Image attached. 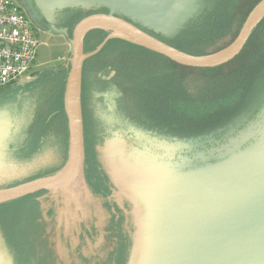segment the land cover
Returning a JSON list of instances; mask_svg holds the SVG:
<instances>
[{
  "label": "water",
  "instance_id": "water-1",
  "mask_svg": "<svg viewBox=\"0 0 264 264\" xmlns=\"http://www.w3.org/2000/svg\"><path fill=\"white\" fill-rule=\"evenodd\" d=\"M23 2L36 27H49L53 33L65 32L71 44L65 64L70 68L64 96L69 147L67 161L56 175L5 187L29 175L5 179L7 162L15 157L10 143L18 129L19 111L17 107L0 105V205L45 190L67 189L81 175L85 161L83 67L108 41L123 39L178 65L212 69L235 60L264 20V0H261L229 45L206 56H192L156 35L177 36L211 8L212 0ZM98 8L109 12L81 20L72 38L59 26L69 12ZM96 29L111 34L95 51L85 54V37ZM230 129L237 131L232 134L234 137L231 131L227 133ZM111 132V138L103 147L98 145L96 151L113 184L111 197L118 195L136 204L145 219L144 241L135 264H264V99L227 127L203 137L178 139L136 127ZM219 136L228 141H211ZM130 140L135 141L134 146L129 144ZM206 141L211 143L206 145ZM2 238L4 249L0 250V264H15ZM131 239L127 264H131L136 247L135 237Z\"/></svg>",
  "mask_w": 264,
  "mask_h": 264
},
{
  "label": "trees",
  "instance_id": "trees-1",
  "mask_svg": "<svg viewBox=\"0 0 264 264\" xmlns=\"http://www.w3.org/2000/svg\"><path fill=\"white\" fill-rule=\"evenodd\" d=\"M260 1L212 0L211 8L177 36L156 37L192 56L212 54L236 38L250 11ZM108 12L106 8L69 12L64 15L59 26L66 29L72 38V32L81 20L93 14ZM110 34V31L102 29L89 32L84 40L85 54L95 51ZM69 68V65H60L43 70L35 74L30 82L18 84L25 90L27 88L34 105L28 130L30 135L25 145L18 147L19 156L31 158L43 144H48L57 160L54 158L52 168H40L29 177L5 187L52 177L64 167L69 147L68 120L64 108ZM101 92L113 94L118 112L132 126L178 139L210 135L227 127L264 99V20L254 30L241 54L232 62L217 68L184 67L119 38L108 41L98 54L85 62L82 117L87 161L84 166L91 165L92 168H82L81 175L85 173L86 176L88 171L87 182L95 189L96 196L109 199L112 190L107 187V182L110 181L107 176H103L96 151V145L104 132L96 114L97 94ZM50 193L45 190L24 197L27 199L21 207L24 215L19 217L17 223H12L7 215L0 214V230L15 264H56V255L49 247L51 233L47 232L48 227H53L56 222L57 237L62 242H71L72 236L66 234L64 223L59 226L56 216L64 206L51 201V197L47 196ZM44 204H47L46 209ZM109 204L108 207L115 210L116 218L107 221L105 240L110 243L113 237L116 248L106 253L104 258L95 257L99 261L103 259L100 263L94 262V257L87 256L82 259V264H127L131 239L124 231L123 212ZM119 213H122L121 219H118ZM23 218L28 221L27 224ZM85 238L92 242L96 237L90 238L86 234ZM78 252L74 254L79 262Z\"/></svg>",
  "mask_w": 264,
  "mask_h": 264
},
{
  "label": "rangeland",
  "instance_id": "rangeland-1",
  "mask_svg": "<svg viewBox=\"0 0 264 264\" xmlns=\"http://www.w3.org/2000/svg\"><path fill=\"white\" fill-rule=\"evenodd\" d=\"M23 1L21 0L20 5L26 10V4ZM37 34L41 45L38 49L36 61L29 72V78H27V80L35 77V74H37L38 72L47 69H53L60 65H63L66 62V60L69 58L68 54L71 45H70V41L68 40L67 33L58 32V31H56V33H53L49 27L46 28L44 26H39ZM114 100L115 99L113 97V94L112 95L107 94L100 106L101 117L103 119V122L105 120L107 123L104 124L105 125L107 124L109 127H113L117 123L116 120L110 119L111 116H114L113 115V110L115 107ZM18 115H19L18 129L11 140L10 143L11 148L17 146L25 138L24 128L28 120L27 119L28 113L26 110H23ZM229 132L231 133V137H234L232 136L233 133L237 134V131H234L233 129H230L227 133ZM112 133L113 132L110 133V136L112 135ZM224 136L213 138L211 141L225 143L228 140L225 138L226 136L225 137ZM211 141H206L205 144L208 145L211 143ZM11 153L9 156L12 155ZM53 156L54 155L52 154V150H47L44 153H40L32 160L23 161L20 159H16L15 157L14 158L12 157V159L9 160L8 158L9 161L7 162V164L9 165V168H5L6 171L5 179L12 180L17 178L18 179L24 178L28 175L30 176V174L40 169L39 167L46 165L51 161L54 162ZM82 178L83 177L80 176L67 189H59L47 195L51 197L50 198L51 201H55L56 203H61V206H64L59 209L60 211L58 213L57 220L59 222V226L61 223H64L66 234L72 236L70 245L69 243L62 242L58 237L51 238V241L55 246L56 252L60 256V263L63 262L65 264H72V262L75 261L73 258L72 251L74 250L73 252L77 253L78 252L77 246H81V249H83L84 254L87 256L88 255L90 257L102 256V258L104 257L105 253L111 246L110 244L106 245L107 240L105 242L102 238L94 240L92 242L86 239L88 244L81 243L82 239H80L79 235L81 234L80 225L82 222H85L86 219L89 218V220L94 221L97 224V226L103 227L105 226L106 221L110 217H112L113 213H115L114 209L109 210L108 208H105L100 198L91 197V193L84 186V183L82 182ZM111 196L109 198L110 203H112L111 205H115V208L116 207L119 209L120 207L123 208V210L122 209L120 210L123 212V219L125 222L124 231L130 237V239L135 237L136 247L133 251L134 255L131 261V264H135L136 255L139 252L144 241L143 237H144L145 219L143 218L142 214H140L139 212L140 210L136 204L133 205L130 202H128L127 199H124L123 197H120L118 195H115L114 197ZM26 202L27 199L22 198L19 200L1 204L0 214L7 215L10 218V221H12V223H17L19 217L21 216L23 217L24 215V213H22L21 207H23ZM74 203L77 205L76 210L74 209V207H72ZM44 205L47 206V204ZM87 205H89V208ZM23 221L25 224H27L28 222L24 218ZM0 233L2 234L1 230ZM2 236L3 234L0 235V250L4 249V245L2 244L4 243ZM131 245H132V239H131ZM69 248H71V250H69Z\"/></svg>",
  "mask_w": 264,
  "mask_h": 264
},
{
  "label": "flooded vegetation",
  "instance_id": "flooded-vegetation-1",
  "mask_svg": "<svg viewBox=\"0 0 264 264\" xmlns=\"http://www.w3.org/2000/svg\"><path fill=\"white\" fill-rule=\"evenodd\" d=\"M15 1L20 5L21 0H15ZM22 9L26 12V10L23 7H22ZM26 14H27V12H26ZM32 25L35 28V30L38 31V27H36L33 22H32ZM26 90H27V88H26ZM26 90H25V87H20L17 83L8 85V86L0 89V105H10L13 108L17 107L19 113H21L23 110H26L27 113H28V117H27L28 120H27V123H26L25 128H24V136H25V138H24V140L21 143L18 142L19 144L17 146L13 145L15 147L12 148L13 149V156L18 157L20 160H23V161L32 160L33 158H35L36 156H38L40 153H44L47 150H51V149H49V146H47L48 144H43L42 147H41V149L37 152V154L32 155L31 158H25L22 155H21L22 156L21 157L18 154V151H17L18 150V147L21 146V145H25L26 140L29 138V135L30 134L28 133V130H29V126H30V122H31V118H32V112H33L32 108L34 109V105L31 102V96L28 93V91H26ZM109 93L110 92H105V93H102L101 92V93H98L97 94L98 100L96 101V114L100 118V121H101V123L103 125L104 132L102 133L101 138H100V142H98V144L96 145V147L98 145H100L101 147H103L105 145L106 140H108L109 137H110V132L111 131L128 130L129 128L131 129L132 127H136V126H132L131 124H128L127 120L124 117H121V114L117 110V107H116L117 105H116L115 100H114V106L115 107H114V110H113V115L114 116H111L110 119L116 120L117 123L113 127H109L107 124L106 125L104 124V123H107V122L105 120L103 122V119L101 117L100 106H101V103L104 100L105 96L107 94H109ZM105 119H107V118H105ZM136 128H138V127H136ZM129 142H130L129 144L131 146H134L135 145V141L130 140ZM131 149H133V148H131ZM52 154L54 155L53 157L57 160L56 154L55 153H52ZM86 154H87V151H86V148H85V150H84V156L85 157H86ZM87 157H88V155H87ZM85 160L87 161V158H85ZM51 164H52V161L49 162V163H47L46 165H43V166L39 167V168H41V169L42 168H52L51 167L52 166ZM83 168H92V167H91V165H87L86 167L83 166ZM102 169H103V167H102ZM80 176L83 177L82 178V182L84 183V186L87 188V190H89V192L91 193V197H93V198H96V197L100 198L102 200V204L105 206V208H107L108 207L107 204L110 203V200L107 199L108 197H106V196H103V197L102 196H96L95 189H92L93 187H91V185L87 182V179L89 178V172L87 171L86 176H85V173L83 175H80ZM103 176L106 177V174H105L104 169H103ZM107 184H108L107 187L110 190H112L113 189V184L111 182H107ZM110 204H112V203H110ZM87 206L89 208V205H87ZM72 207H74V205ZM45 209H46V206H45ZM108 209L110 210L112 208L111 207L110 208L108 207ZM121 215H122V213L119 214V218L118 219H121L122 218ZM56 216H58V214ZM113 217H115V214L114 213H113L112 217H110L107 221L112 220ZM107 221L105 223V226H103V227L97 226V224L95 222L92 223V221L89 220V218L86 219L85 222H82L81 225H80L81 234L79 235L80 239H82L81 240V243L88 244L87 241H86V238H85V235L86 234L90 238L96 237L95 240L102 238L106 242L105 238L107 237V234H105V233H107V228H108ZM47 232L48 233H51V237H50V240H49V243H50V246L49 247L55 253L54 255H56V261H55L56 264H65L63 262L60 263V256H59V254H57L56 249H55V246H54L53 242L51 241V238L57 237V234H58L57 222H56V224H53V227L52 226L48 227ZM115 234L117 235V229H115ZM108 237L110 238V235H108ZM110 239H111V242L110 243H108V241L106 242V245H108V244L111 245L110 248L106 252L107 254L110 253V252H112V251H114L115 248H116L115 240L113 239V237L110 238ZM70 244H71V242L69 241V245ZM77 249L79 251L78 252V258L80 260L78 262L75 259V254L73 253V258H74L75 261H73L72 264H82L83 263V260L82 259L83 258H87V255L84 254L83 249H81V246H77ZM106 253H105V255H106ZM105 255H104V257H105ZM99 257H102V256H99ZM88 258H90V257H88ZM102 260L99 261L98 258H95V257L93 258V261L94 262H99L100 263V262H102Z\"/></svg>",
  "mask_w": 264,
  "mask_h": 264
},
{
  "label": "built area",
  "instance_id": "built-area-1",
  "mask_svg": "<svg viewBox=\"0 0 264 264\" xmlns=\"http://www.w3.org/2000/svg\"><path fill=\"white\" fill-rule=\"evenodd\" d=\"M41 43L15 0H0V89L29 78Z\"/></svg>",
  "mask_w": 264,
  "mask_h": 264
},
{
  "label": "crops",
  "instance_id": "crops-1",
  "mask_svg": "<svg viewBox=\"0 0 264 264\" xmlns=\"http://www.w3.org/2000/svg\"><path fill=\"white\" fill-rule=\"evenodd\" d=\"M71 45V44H70ZM70 50H71V47H70ZM68 55H70V51H69V54ZM68 60V59H67ZM67 60H66V62H67ZM66 62L63 64V65H65L66 64Z\"/></svg>",
  "mask_w": 264,
  "mask_h": 264
}]
</instances>
